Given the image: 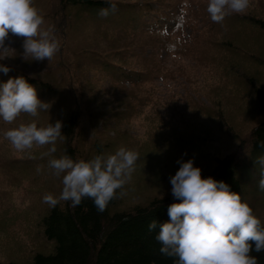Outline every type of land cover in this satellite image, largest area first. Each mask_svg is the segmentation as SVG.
Wrapping results in <instances>:
<instances>
[{
    "label": "trees",
    "instance_id": "1",
    "mask_svg": "<svg viewBox=\"0 0 264 264\" xmlns=\"http://www.w3.org/2000/svg\"><path fill=\"white\" fill-rule=\"evenodd\" d=\"M103 7H107L103 0H49L48 10L41 16L44 21L48 20L47 29H51L59 43V49L52 57L57 65L54 72L58 74L57 84L27 77L10 65H7L11 68L7 75L0 73V81L5 82L10 77L24 76L37 88L39 98L51 105L48 112H40L38 117L21 113L11 123L0 121V204L11 199L12 192L22 183L32 184L39 178L34 172L36 163L43 168L39 172L43 176L47 171L51 172L47 163L53 157L67 155L74 160H87L101 154L99 147L91 156L84 154L81 147L84 140L82 124L90 120L86 96L79 83L81 60L98 80L111 78L113 88L127 84L139 92L150 80L166 77L163 60L159 57L182 51L186 46L180 32L196 23H206L203 30L213 26L222 29L226 40L216 47L218 70L222 73L216 78L219 82L224 79L225 93L254 103L263 117L247 134L236 138L237 148L231 155L218 157L214 167L201 174L222 180L230 190L241 194V181L247 178L242 172L247 170L255 177L251 186L253 193H257L259 169L256 172L253 164L258 156L264 155V18L244 12L226 16L216 23L210 19L207 10L191 0H117L115 12L100 16L98 10ZM81 22L91 24L87 29L90 35H105L127 42L129 57L121 50L114 52L118 54L113 61L109 55L74 48L72 40L81 35ZM12 37L22 51L24 37L13 34ZM33 120L38 126H47L57 120L62 122L63 135L55 142L56 151L47 156L46 164L39 157L13 158L14 150L3 136L4 131ZM260 192L264 195V191ZM120 198L121 195L111 200L102 213L97 212L87 198L76 207H70L66 201L55 207L48 206L37 225L40 240L50 249L32 250L29 264H173L172 258L163 256L158 250L160 245L154 239L157 230L149 232L147 228L152 219L160 223L168 220L167 207L177 202L172 194L126 210L118 208ZM251 255L257 256L258 264H264V252H252ZM0 264L22 263L0 261Z\"/></svg>",
    "mask_w": 264,
    "mask_h": 264
},
{
    "label": "rangeland",
    "instance_id": "2",
    "mask_svg": "<svg viewBox=\"0 0 264 264\" xmlns=\"http://www.w3.org/2000/svg\"><path fill=\"white\" fill-rule=\"evenodd\" d=\"M48 2L33 0L41 15L46 14ZM191 3L206 10L207 0H191ZM245 12L264 18V0H250ZM205 25L196 23L180 32L186 47L177 54L165 53L159 57L163 60L166 77L150 80L139 92L127 84L118 89L113 88L111 78L98 80L86 67L84 60L80 61L79 83L84 90L90 115V120L82 124L83 153L91 156L97 147L105 155L120 147L139 153L130 180L120 190L123 195L119 209H131L171 193L169 178L178 170L180 165L177 161L180 159H194V165L200 167L202 172L211 170L218 157L231 155L237 148V137H243L263 119L254 103L243 102L235 98L234 94L225 93L224 79L221 78L220 82L217 79L222 70H218L216 47L226 37L222 35V29H215L214 26L203 30ZM42 27L47 29V19ZM89 27L91 24L81 22V35L72 40L74 48L106 54L113 61L118 54L114 52L121 50L129 57L127 42L105 35H90L87 33ZM3 47L6 49L0 52V61L4 64L27 77L57 84L55 59L36 62L26 57L25 60L23 50L17 46L11 33L5 38ZM146 53L148 55L150 50H146ZM131 65L133 68V63ZM209 124L212 129H209ZM48 148L46 144L34 145L24 151L13 148L12 157H39L45 161L49 156L44 155ZM253 168L256 172L259 169L254 164ZM34 172L39 175L32 183L34 185L22 183L17 191L12 192L11 199L3 200L0 204L1 262L29 264L32 250L50 249L40 240L37 223L49 206L42 197L49 193L54 196L57 194L61 186L60 178L48 171L42 176L36 168ZM242 173L247 178L241 181V198L247 201L263 226V192L258 190L253 193L251 184L254 175H249L247 170Z\"/></svg>",
    "mask_w": 264,
    "mask_h": 264
},
{
    "label": "clouds",
    "instance_id": "3",
    "mask_svg": "<svg viewBox=\"0 0 264 264\" xmlns=\"http://www.w3.org/2000/svg\"><path fill=\"white\" fill-rule=\"evenodd\" d=\"M107 7L98 15L107 16L117 9V0H103ZM250 0H207L206 10L213 22L220 23L226 16L243 14ZM43 17L33 0H0V52L9 33L24 37L22 56L32 60L48 61L59 49L51 29H44ZM26 60V59H25ZM11 68L0 63V73L7 75ZM51 105L41 100L37 88L22 75L0 81V121L13 122L21 113L38 117L48 112ZM62 122L38 126L35 120L3 132L17 151L34 145H51L44 155L56 151L55 142L62 137ZM139 153L120 147L110 154H97L90 159L74 160L63 155L48 160L53 176L59 177L58 195L45 194L42 199L50 207L61 201L70 207L90 199L97 212H104L109 202L123 195V186L130 180ZM180 165L170 176L171 194L175 201L168 205V220L149 221V232L156 231L154 239L159 252L172 258L173 264H258L252 252H264V226L241 194L230 190L224 181L203 177L194 159L177 161ZM259 165L257 187L264 191V155L254 161ZM36 171H41L40 166Z\"/></svg>",
    "mask_w": 264,
    "mask_h": 264
}]
</instances>
